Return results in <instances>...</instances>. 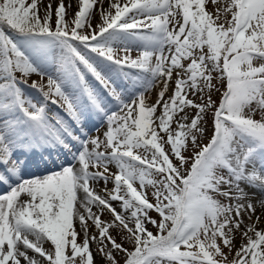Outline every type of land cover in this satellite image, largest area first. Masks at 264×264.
Listing matches in <instances>:
<instances>
[{"label":"snow or ice","instance_id":"6c2138e0","mask_svg":"<svg viewBox=\"0 0 264 264\" xmlns=\"http://www.w3.org/2000/svg\"><path fill=\"white\" fill-rule=\"evenodd\" d=\"M207 2L0 0V264H264V0Z\"/></svg>","mask_w":264,"mask_h":264},{"label":"rangeland","instance_id":"374dc122","mask_svg":"<svg viewBox=\"0 0 264 264\" xmlns=\"http://www.w3.org/2000/svg\"><path fill=\"white\" fill-rule=\"evenodd\" d=\"M28 2L30 3L31 0H28ZM44 2L46 4V3L49 2V0H44ZM58 3H59V0H51V4H52V8H53V15H52L51 23H52L53 27L55 26V7L57 6ZM64 3L65 4H69V3L71 4V7L68 9V16H67L68 19H71L73 17V15H74L75 11H77V0H64ZM105 8H107V3H105ZM207 10L210 11V12L214 11V5L211 3V0H208V2H207ZM99 22H100L99 21V17L94 13L93 14V19H92L93 26H95ZM131 55L133 57H135L137 55V52L135 50H133ZM32 80L39 81V77L33 75L31 77V79L29 80V83H31ZM222 90H223V88H221V91ZM27 91H28V94H30V95H36L31 90H27ZM158 91H159V87H155V88H153L150 91V93L148 94L150 103L155 101L156 93ZM219 97H220V92L214 91L213 95H212V99L216 100L218 102L219 101ZM113 110H115V109L113 108ZM257 118H258V116H257ZM206 119L209 121V123L206 125V127H208L209 133H210V131H211V113L208 114ZM104 122L105 121H103V120L99 119L98 117H96L95 115H93L91 117L89 125L87 126V127L90 128V131L88 132V135L91 136V137H97L98 136L101 140H103L104 139V135L103 134L107 130V127L104 128V124H105ZM93 125H94V127H93ZM200 142L201 143H206L207 142V137L203 141H200ZM89 148H91V145H89ZM55 150H56V152H58V155H57V153L51 151L52 152V154H51L52 159L51 160H59L60 162H65L66 161L65 159H71V156H70V154L67 151H65L63 149H55ZM191 154H192V147H191V144H189V151L187 153H185V155H191ZM33 155H35V154H33ZM36 156H37L36 159H40V158L43 157L45 159L44 161L45 162H49L48 164L50 166H52V163L50 162V158H48L49 154H48L47 151L43 152V155H41L40 152H37ZM27 161H28L27 170L28 169H32V170L36 171L37 169H40V166L37 165L38 163L33 162L34 161L33 157H32V159H30V155L27 157ZM109 168H110V170L112 172H116L117 171V169L115 168L114 165H109ZM93 171H95V169H93ZM93 187L95 188V190L98 193H100V190L104 187V181L101 180L99 183L94 184ZM107 187L108 188H112L113 184L109 181L108 184H107ZM137 187H138V183H137ZM145 191H146V195H147L149 201L155 203V200H154V198L151 195L152 188L148 187V188H146ZM101 194H103V193H101ZM113 206L117 207L118 205L114 202ZM92 210H93V212L97 211L95 206L92 207ZM149 215L153 219H157V220L159 219V216H158V214L155 211H150ZM101 219L104 220V221H109L111 219L110 214L105 211L102 214ZM253 219H255V217H253ZM88 223L91 224V221H89ZM245 223H248L247 219H245ZM75 227H76V230L79 232L80 231V226L76 224ZM146 227L151 232H153V230L155 229V227L152 224H150V223L147 224ZM93 233L98 235V233L96 232L95 228L94 227H90L89 228V235H92ZM112 234H113V236L116 237L117 240L119 239V235L117 234V231L113 230ZM83 238H84L83 233H81L80 236L78 237V241H82ZM241 242L242 241H241L240 234L237 233L235 241H234L235 247L233 248V252H235V250L237 248H239ZM45 246L47 247V245H45ZM90 247H91V250H92V252H93V254H94L95 258H96V264H103V262L101 261L100 256L97 254V245H96V243L93 242L90 245ZM226 251H227V249H226ZM116 259L118 261H120V264H123V254L116 255ZM229 259H231V257H229Z\"/></svg>","mask_w":264,"mask_h":264},{"label":"bare ground","instance_id":"6f19581e","mask_svg":"<svg viewBox=\"0 0 264 264\" xmlns=\"http://www.w3.org/2000/svg\"><path fill=\"white\" fill-rule=\"evenodd\" d=\"M105 124H104V128H106L107 127V124H106V122H104ZM51 151H53V152H55V153H57V155H58V152H56V150L55 149H53V150H51ZM63 152V151H62ZM37 154V153H36ZM36 154L35 155H30V159H32V157H33V162H36V163H38L37 165L38 166H40V169H37L36 171L35 170H32V169H28L27 170V173H31V174H43L44 172H45V170H46V168H51L52 166H50L48 163L49 162H45L44 160V158L42 157V158H40V159H36ZM48 158H50V162L52 161L51 159H52V157L51 156H48ZM66 160V159H65ZM71 159H67V161H70ZM43 172V173H42ZM249 191H252V189H249ZM257 196H259V193H257ZM259 217H260V220H259V224H258V227H260V228H264V214H262L261 213V210L259 209V208H257V213H256ZM89 222V221H88ZM247 222V221H246ZM77 225H79L80 226V224L79 223H77ZM263 226V227H262Z\"/></svg>","mask_w":264,"mask_h":264},{"label":"trees","instance_id":"16d2710c","mask_svg":"<svg viewBox=\"0 0 264 264\" xmlns=\"http://www.w3.org/2000/svg\"><path fill=\"white\" fill-rule=\"evenodd\" d=\"M14 35V34H13ZM159 220V219H158ZM157 233V229L155 228L154 230H153V234H156ZM118 242H121V240H120V237H119V239L117 240ZM123 246L125 247V248H128V249H131L132 248V245L131 244H129V243H127V242H123Z\"/></svg>","mask_w":264,"mask_h":264}]
</instances>
